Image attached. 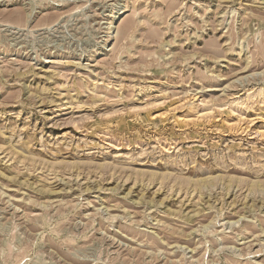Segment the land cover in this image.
Returning a JSON list of instances; mask_svg holds the SVG:
<instances>
[{
  "label": "rangeland",
  "instance_id": "374dc122",
  "mask_svg": "<svg viewBox=\"0 0 264 264\" xmlns=\"http://www.w3.org/2000/svg\"><path fill=\"white\" fill-rule=\"evenodd\" d=\"M0 264H264V0H0Z\"/></svg>",
  "mask_w": 264,
  "mask_h": 264
},
{
  "label": "bare ground",
  "instance_id": "6f19581e",
  "mask_svg": "<svg viewBox=\"0 0 264 264\" xmlns=\"http://www.w3.org/2000/svg\"><path fill=\"white\" fill-rule=\"evenodd\" d=\"M204 185H205V184H204ZM204 185H203V186H204Z\"/></svg>",
  "mask_w": 264,
  "mask_h": 264
}]
</instances>
